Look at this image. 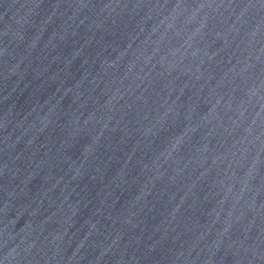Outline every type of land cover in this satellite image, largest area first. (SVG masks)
Returning a JSON list of instances; mask_svg holds the SVG:
<instances>
[{"label":"water","instance_id":"95a60500","mask_svg":"<svg viewBox=\"0 0 264 264\" xmlns=\"http://www.w3.org/2000/svg\"><path fill=\"white\" fill-rule=\"evenodd\" d=\"M0 264H264V0H0Z\"/></svg>","mask_w":264,"mask_h":264}]
</instances>
